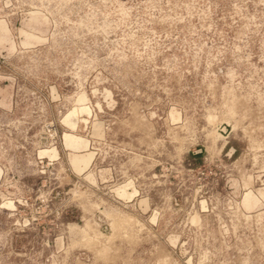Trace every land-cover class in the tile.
<instances>
[{
    "label": "rangeland",
    "instance_id": "374dc122",
    "mask_svg": "<svg viewBox=\"0 0 264 264\" xmlns=\"http://www.w3.org/2000/svg\"><path fill=\"white\" fill-rule=\"evenodd\" d=\"M0 264H264V0H0Z\"/></svg>",
    "mask_w": 264,
    "mask_h": 264
},
{
    "label": "crops",
    "instance_id": "0c3cea01",
    "mask_svg": "<svg viewBox=\"0 0 264 264\" xmlns=\"http://www.w3.org/2000/svg\"><path fill=\"white\" fill-rule=\"evenodd\" d=\"M64 137H65L67 144H69V145L76 146L80 141V139L77 136L70 134V133H65ZM92 159H93V154L86 153L83 155L75 156L73 161L76 165L82 167V169H83L90 164Z\"/></svg>",
    "mask_w": 264,
    "mask_h": 264
}]
</instances>
